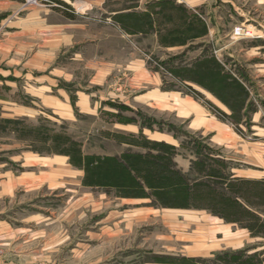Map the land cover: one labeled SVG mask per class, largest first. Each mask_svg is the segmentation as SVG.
<instances>
[{
  "label": "rangeland",
  "instance_id": "rangeland-1",
  "mask_svg": "<svg viewBox=\"0 0 264 264\" xmlns=\"http://www.w3.org/2000/svg\"><path fill=\"white\" fill-rule=\"evenodd\" d=\"M64 1L0 0V40L9 39L7 42H10L13 39L17 41L14 51L33 53L41 50L42 42L47 38L45 32L65 28V21L62 19L65 15L76 18L79 20L77 23L82 22V24L87 22L83 17L87 18L89 22V19L92 18L100 21V24L107 23L103 11L89 8L81 16L76 14L70 4L77 0ZM81 1L85 2L86 0ZM234 1L240 9L242 18L233 17L230 19L228 17V22H225L224 26V38L218 43L213 41L206 47H203L201 42L190 43L184 49L175 52L179 53L174 56H172L173 51L158 50L148 42H139L135 38H131L128 42L129 48L119 49L125 51V54L132 53V60L138 59L149 70L157 71L163 79L164 90L180 91L187 95L194 94L201 100H204L201 95L185 84L184 81L187 78H184V74L172 71L171 67L173 66L168 61L178 59L179 65L188 66L194 62V59L189 61V58H192L196 53L199 55L198 58L205 54L215 56L214 53H216L224 64L223 69L226 75L233 79L243 80L244 87L247 89L248 102L244 111L246 117L242 128L236 125L237 123L232 117H220L215 109L211 107V110L219 119L230 125L233 131L240 134L246 145L243 149L251 151L250 145L256 142L251 135L252 114L259 112L260 123L264 122V77L259 69L250 70V60L252 59L250 48L254 44L253 41L255 39L264 41V0ZM219 14L224 13L219 12ZM42 18L47 20V27L27 24L28 20L37 22ZM91 27L93 29H90V32H94V25L89 24V28ZM106 27L98 26L101 37L107 35ZM236 28L243 30L242 36L234 35ZM246 32L249 33V36L245 35ZM225 35L227 36L225 37ZM87 43L88 41L84 42V44ZM112 45L116 47L114 42L104 39L97 48L98 54L103 55L107 60V57L111 55L109 52L113 50ZM79 46L56 51V58L52 60L51 68L73 66L74 62L70 59L75 51H79V48L85 45ZM224 46L226 48L220 51ZM86 50L88 55L96 51L90 50V47ZM252 52L254 51L252 50ZM237 55L240 57H236ZM10 56L11 54L8 57ZM245 65L248 67L246 68ZM73 68L77 69L74 70L77 78L75 83H66L58 75H49L48 72L45 75L58 82L59 87L78 89L79 85H83L85 88L84 86L90 81L92 71L78 63L74 64ZM124 72V75L112 74L103 88H107V84L114 82V76L115 81L124 78L128 70ZM39 75L36 73L35 76ZM96 88L93 87V90ZM228 89L233 94L236 92V89L230 84H228ZM9 96L12 95L9 93ZM19 97L18 101H6L3 104L4 118L0 119L25 120L26 126H37L43 123L50 130H63L75 141L80 142L82 139H87V143L94 142L96 139L92 137L95 125L105 126L108 122L105 112L98 114L99 120L97 119L96 122L92 116L79 114L75 108V101H72V108L76 121L73 123L62 119L60 121L58 114L47 107L44 101H38L25 92H22ZM130 102L132 103V101ZM15 104L30 108L31 117L19 116L16 113L17 105ZM114 105L118 109L124 107V105ZM127 109V112L132 114L131 121L144 124L143 126L148 129L155 126L159 132L171 133L179 140V150L176 147L172 151L164 149L165 144L161 145L164 148H154V150L159 153L160 161L166 165L168 170V174L166 172L167 180L163 184L169 182V184L175 183L177 188L178 185L183 187V184L177 180V174L180 173L187 180H191L190 185H195L189 189L191 199L195 203H187L188 205L174 203L179 200L180 194H183L181 189H178L179 194L176 190V193H170L172 201H168L169 199L162 201L155 195L153 188L146 186V180L135 173H132L133 177H131L132 175L128 177L125 174L126 177H118L116 180L123 182L115 183L113 186L110 185V182L106 183L100 179L92 178H90L92 184H89L87 182L90 181L83 169L70 164L77 169L67 173L58 168L65 163L67 166L64 165V167L69 169L68 156L46 153L40 149L41 146L38 143L18 139L15 132L10 130L12 127L8 126L5 130L0 127V264H149L156 262V258L179 259L184 257V243L176 240L175 237L182 231L180 227L182 219H178V224L176 219L167 218L166 215L169 212H166V209L205 210L224 221H235L248 228L253 236H264V218H262L264 216V187L248 184L247 182L250 181L235 179L237 177L233 172L240 165L233 160V157H242L245 161L256 157L258 161L252 159V163H244L243 168L260 170L264 167V153L254 149V154H252L254 156L246 152L243 155L236 154L235 147L224 148L213 145L208 135L190 134L184 123L173 120L172 116L167 113L161 114L151 107L139 108L136 106L134 110L129 107ZM188 136L205 148L208 154L222 161V164L208 163L218 175L223 177L224 182L222 183L227 184L220 189L221 195L214 196L215 194L207 189L199 190L200 183L198 180H193L199 176L194 170V162H198L199 158H197L196 150L191 147L192 143L187 140ZM145 141L140 142L141 145L145 146L148 142ZM182 148L190 151L195 158L190 160L187 170L182 169L176 160L178 156L187 159L186 154L181 152ZM147 154L151 153L148 151L144 153V155ZM56 155L67 157L68 160L64 162V158H62L63 160L53 158ZM156 163L159 164V162ZM107 166L109 167V163ZM80 171H82L83 187H80L78 183ZM159 176H161V181L164 180L163 173ZM198 179L208 181L206 178ZM129 180H133L135 184L140 182L142 185L139 184L138 187L136 184L137 188L133 187ZM144 188L147 189V193ZM228 194L233 197L239 196L237 199L239 207L232 205L223 207V200ZM143 198H147L148 202L139 201ZM240 205L246 208L243 210ZM250 209L257 211L258 214L249 211ZM212 210L217 213H213ZM223 214L224 216H222ZM177 224L179 225L178 231L174 230L177 228ZM208 261L209 264H215L214 261Z\"/></svg>",
  "mask_w": 264,
  "mask_h": 264
},
{
  "label": "crops",
  "instance_id": "crops-1",
  "mask_svg": "<svg viewBox=\"0 0 264 264\" xmlns=\"http://www.w3.org/2000/svg\"><path fill=\"white\" fill-rule=\"evenodd\" d=\"M70 4L76 14L81 16L89 8L103 11L107 23L100 24V21L92 18L89 19V22L85 17L83 18L87 21L86 24L77 23L79 20L64 14L62 19L65 21V28L45 32L47 38L42 42L41 50L33 53L14 51L17 41L13 39L10 42H7L9 39L0 40V118H4L3 104L6 101H18L22 92L38 101H44L47 107L58 114L60 121L66 120L71 123L76 121L72 101H75V108L79 114L92 116L95 118L94 122L98 119V114L105 112L108 122L105 126L95 125V131L92 134V137L96 138L95 141L87 143V139H82L78 142L82 145V152L85 156L105 158L113 166H115V162L124 164L122 160L124 156H146L144 153L147 151L152 156L158 155L159 153L154 148L151 149L147 144L141 145L140 142L145 140L148 141L147 143L165 144L173 148L176 147L178 150L180 147L179 140L171 133L159 132L155 126L148 129L138 122L127 120L132 116L130 112H127L128 109L119 112L114 104L124 105V107L133 110L136 109V106L139 108L151 107L161 114L167 113L172 116L173 120L184 123L190 134L208 135L213 145L224 148L235 147L236 154L243 155L246 152L252 155L254 149L264 153V122L260 123L259 112H254L251 117V135L256 142L250 145L251 151H245L243 147L246 145L240 134L233 131L230 125L219 119L211 110L213 108L232 117L237 123L236 125L242 128L246 117L244 111L248 102L247 89L244 87L243 80L233 79L226 75L223 69L224 64L216 53H214L215 56L205 54L199 58L196 53L192 58H189V61L194 59V62L188 66L179 65L178 59L175 61L167 59L173 66L171 70L184 74V78H187L184 81L185 84L199 93L205 100L203 102L204 100L194 94L187 95L180 91L164 90L163 79L157 71L149 70L138 59L132 60V53L125 54V51H122L124 47L129 48L128 42L131 38H135L139 42H148L158 50L173 51L172 56L178 54L179 52H175L184 49L190 43L201 42L203 47L210 45L208 43L213 41L218 43L224 38V26L225 22H228V17L230 19L233 17L242 18L240 9L234 0H86L85 2L77 0ZM180 10L184 11L181 18L179 17ZM219 12L224 14L220 15ZM225 15L228 16L224 17ZM83 18L80 17V19ZM27 24L31 26L38 24L42 27L48 25L44 18L37 22L28 20ZM89 24L94 25V32H90L93 27L89 28ZM100 25L107 26L108 33L105 37L100 36L98 29ZM180 37H185V43L182 45L179 44ZM104 39L114 42L116 46L112 45L113 50L109 52L111 55L107 57V60L97 52L99 44ZM85 41L88 43L84 44ZM253 42L254 44L250 48L252 54L250 70L257 68L262 71L264 77V41L255 39ZM79 45L85 46L79 48V51L82 50L81 52L75 51L70 60L74 62L73 66L78 63L92 71L90 81L84 86L85 88L79 84V87L76 84L78 89L59 87L58 82L45 73L58 75L66 83H75L77 78L74 70H77L76 68L73 66L51 68V65L58 50L80 47ZM145 46H147L146 43ZM89 47L90 50L96 51L88 55L86 49ZM225 48L224 46L220 51ZM10 54L11 56L8 57ZM228 56L232 57L231 54ZM236 57H240V55ZM125 70L128 72L124 78L115 81L114 76V82L107 84V88H103L112 74L124 75ZM36 73L40 75L35 76ZM228 84L236 89L234 94L228 89ZM93 87L97 88L93 90ZM9 93L12 96H9ZM16 95L17 97H15ZM15 105H17L16 113L19 116L31 117L30 108L20 104ZM118 113H121L122 119L117 116ZM181 152L186 154L187 159L178 156L176 160L182 169L187 170L190 160L195 158L186 149L182 148ZM53 158L57 160L64 158V162L68 160L67 157L58 155ZM233 158L235 162L240 163L238 168L233 171L237 177L235 179L264 183V167L261 166L260 170L243 168L244 163L258 161L256 157H252L253 160L246 159V161L238 156ZM68 164L70 171L67 169L68 167H64V165L67 166L65 163L58 168L67 173L77 169L70 166V163ZM80 172L78 183L80 187H83L82 171ZM132 173L131 171V177L134 176ZM114 179L115 177L109 178L112 186L115 184ZM129 183L133 187L138 184L137 182L135 184L133 180H129ZM139 184L142 185L140 182ZM144 191L147 193L146 188ZM139 201L145 203L148 202V199L143 198ZM238 201L240 202V200ZM166 210L169 212L166 215L167 218L176 219L178 224V219H182L180 220L182 231L177 234L175 239L184 243V257L211 260L215 264H264V236H253L248 228L235 221H224L205 210ZM249 211L258 214L252 209ZM178 224L174 230L178 231ZM238 253L242 254L245 262L235 260ZM218 256L219 260H216ZM222 256L225 259L222 260ZM149 264L177 263L154 262Z\"/></svg>",
  "mask_w": 264,
  "mask_h": 264
},
{
  "label": "trees",
  "instance_id": "trees-1",
  "mask_svg": "<svg viewBox=\"0 0 264 264\" xmlns=\"http://www.w3.org/2000/svg\"><path fill=\"white\" fill-rule=\"evenodd\" d=\"M184 11H179V17L181 18ZM185 37H180L179 44H184ZM119 112H123L124 110H127V107H119ZM121 110V111H120ZM216 110V109H215ZM220 117H225L223 113L216 110ZM120 119H122L121 113L118 115ZM127 120H131V118H128ZM25 120H11V119H0V127L5 130L8 126L12 127L10 130H13L15 132V135L18 139L21 140H28V141H34L38 143L41 146V150L46 153H52V154H59V155H65L68 156L70 164L74 165L75 167H78L80 169H83L86 173V177L88 179L87 182L89 184H92L90 178L92 179H100V181L104 182H110L115 176V183L120 184L123 181L116 180L119 178H122V176H131V171L135 173L137 176L142 177L146 180L145 184L149 188H153L155 190V195L158 196V198L162 199V201L165 199H169L168 201H172L170 196L171 192L176 193L178 189L183 192V194H180V197L178 201H175L174 203H177L178 205H188L187 203L194 204L195 201H192L190 196V188L195 187V185H190L191 180L186 179L185 176H181L180 173L177 174V180L183 184L177 185L175 183L169 184V182H166L168 175H166V172L168 174L167 167L162 161H160L159 154L158 155H150L147 154L146 156H124L122 158L123 163L115 162V166L111 168V165L109 164V167L107 166L108 162L107 159H99L97 157H89L85 156L82 152V145L78 142L72 139L68 134L62 131H56L54 129H48V126L46 124L40 123L37 126H26L24 124ZM144 125V124H142ZM187 140L192 143L191 147L196 150L197 158H199L198 162H194V170L197 173L196 178L193 180H198V187H201L199 190L207 189L212 194H215L214 196H218L217 194L221 195V190L223 188V185L226 183L224 182L223 177L218 175L216 170L213 169L211 164H222V161L218 159L217 157L208 154V151L203 148L200 144L196 143V141L192 140L191 137H187ZM192 140V141H191ZM147 145L150 148H164L161 145L163 144H154V143H147ZM167 146V147H166ZM164 149L173 150L174 148L171 146L166 145ZM156 162H159L157 165ZM164 175V180H160L159 175ZM125 174V175H124ZM125 176V177H126ZM159 176V177H158ZM104 178V179H103ZM128 178V177H127ZM198 178H206L208 181H203L202 179ZM144 180V181H145ZM119 182V183H118ZM197 183V184H198ZM248 184L263 186L264 183H258V182H247ZM204 185H207L204 187ZM227 185V184H226ZM208 187V188H206ZM176 190V191H175ZM245 190V189H244ZM179 194V191L177 192ZM222 198V197H221ZM239 196L233 197L231 194H228L227 197L224 198V206L223 207H230L232 206H238L237 199ZM240 208L244 210L246 208L240 205ZM222 211V209L218 208ZM213 213H217L216 211L212 210ZM224 216V214L222 215ZM234 257V256H230ZM228 258V257H226ZM225 258H222V260ZM216 260H219L218 257H216ZM238 261L245 262L246 260L242 256V254L238 253L236 255V259ZM156 262L159 263H177V264H209L208 260H204L201 258L198 259H191V258H172V257H165V258H156ZM224 263H226L224 261ZM245 264V263H244Z\"/></svg>",
  "mask_w": 264,
  "mask_h": 264
},
{
  "label": "built area",
  "instance_id": "built-area-1",
  "mask_svg": "<svg viewBox=\"0 0 264 264\" xmlns=\"http://www.w3.org/2000/svg\"><path fill=\"white\" fill-rule=\"evenodd\" d=\"M248 32H246V34H247ZM242 34H243V30L242 29H240V28H236L235 29V31H234V35H236V36H242ZM245 34V35H246ZM247 36V35H246Z\"/></svg>",
  "mask_w": 264,
  "mask_h": 264
},
{
  "label": "bare ground",
  "instance_id": "bare-ground-1",
  "mask_svg": "<svg viewBox=\"0 0 264 264\" xmlns=\"http://www.w3.org/2000/svg\"><path fill=\"white\" fill-rule=\"evenodd\" d=\"M246 35H248V36H249V33H247Z\"/></svg>",
  "mask_w": 264,
  "mask_h": 264
}]
</instances>
